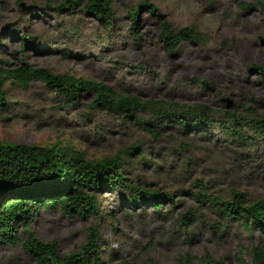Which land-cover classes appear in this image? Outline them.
Here are the masks:
<instances>
[{"label": "rangeland", "instance_id": "1", "mask_svg": "<svg viewBox=\"0 0 264 264\" xmlns=\"http://www.w3.org/2000/svg\"><path fill=\"white\" fill-rule=\"evenodd\" d=\"M59 1L0 0V64L12 66L24 58L53 71L104 80L142 98L204 101L220 118L228 117L225 110L246 112V105L264 114V11L254 0H146L156 10L141 6L136 23L129 8L141 0H113L109 22L82 4L59 8ZM162 18L174 31L192 25L199 39H181L169 50L161 36ZM21 30L36 38L24 49ZM3 88L1 139L73 144L94 159L139 143L141 148L128 155L126 174L137 186L162 195L160 205L133 203L108 190L99 194L102 212L85 216L41 207L30 226L54 240L61 254L77 250L96 224L107 264H179L185 253L193 263L207 252L226 264L251 257L261 232L221 216L210 197L264 195L263 138L239 144L218 123L187 134L162 126L153 134L117 113L87 105L90 94L82 95L81 104H66L39 78L25 86L8 78ZM0 264H35V259L18 245L0 242Z\"/></svg>", "mask_w": 264, "mask_h": 264}, {"label": "trees", "instance_id": "2", "mask_svg": "<svg viewBox=\"0 0 264 264\" xmlns=\"http://www.w3.org/2000/svg\"><path fill=\"white\" fill-rule=\"evenodd\" d=\"M254 3L264 11V0H254ZM80 4L106 22L113 17V0L58 2L59 8H73ZM242 4L250 6L252 2L244 1ZM143 5H150L151 11L156 10V5L146 0L133 4L129 13L134 23ZM162 22L161 36L169 50L181 39H199L200 35L192 25L174 31L168 19L162 18ZM18 35L22 38V49L30 43L29 40L36 39L24 30ZM8 78L23 86L31 78H39L61 94L66 104H81L82 95L90 94L92 98L87 105L117 113L124 119L141 124L153 134H158L162 126L176 127L187 134L193 128L205 130L204 126L218 123L239 144L264 139V114L256 112L252 105H246L243 113L225 110L224 115L228 117L220 118L216 117L211 104L204 101L176 103L161 98H142L135 93L120 92L104 80L77 75L69 70L53 71L20 58L16 65L0 64V106L6 100L3 84ZM140 148L139 143H133L120 154L94 159L73 144H40L0 138V242L18 245L35 259V264H107L98 247L96 224L89 226L86 240L77 250L63 255L54 240L40 237L31 228L30 221L41 207H58L67 215L101 213L99 194L108 190L120 191L126 200L131 199L133 203L151 200L160 205L159 196L162 195L159 190L137 186L126 174L129 157ZM210 200L216 204L221 216L237 219L248 231L261 232L260 241L251 247V257L240 258L239 264H264V195L249 199L243 192H236L231 198L212 196ZM185 216L190 219L191 212ZM21 231L25 232L24 236H21ZM179 264L226 263L207 252L197 263H193L190 254L185 253L180 256Z\"/></svg>", "mask_w": 264, "mask_h": 264}]
</instances>
